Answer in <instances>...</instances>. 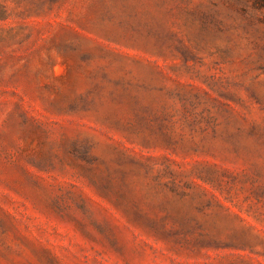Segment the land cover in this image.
<instances>
[{"label": "rangeland", "instance_id": "374dc122", "mask_svg": "<svg viewBox=\"0 0 264 264\" xmlns=\"http://www.w3.org/2000/svg\"><path fill=\"white\" fill-rule=\"evenodd\" d=\"M0 264H264V0H0Z\"/></svg>", "mask_w": 264, "mask_h": 264}]
</instances>
